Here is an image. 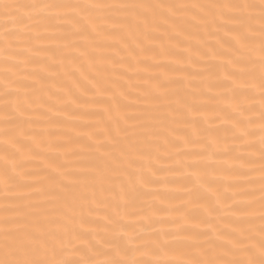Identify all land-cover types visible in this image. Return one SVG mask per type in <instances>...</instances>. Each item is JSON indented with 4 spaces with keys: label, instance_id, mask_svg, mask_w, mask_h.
<instances>
[{
    "label": "snow or ice",
    "instance_id": "6c2138e0",
    "mask_svg": "<svg viewBox=\"0 0 264 264\" xmlns=\"http://www.w3.org/2000/svg\"><path fill=\"white\" fill-rule=\"evenodd\" d=\"M190 10H196L190 16L196 25L203 24L205 29L211 27L213 33H224L223 38L216 40V47L203 45L213 58L221 56V63L197 64V67L209 74V82L204 87L209 91L223 89L219 98L232 109L222 115L223 122L230 125L223 131L226 135L231 134L232 144L238 147L227 148L228 140L225 139L223 143L227 151H248L252 154L251 138L257 135L252 130L257 122L252 114H257L255 104L258 96L259 201L249 199L242 206H229L226 215L234 219L219 218L216 209L224 202L214 190L213 181L208 178L202 161L217 158L221 129L203 127L195 120L186 121L191 123L192 132H173V139L165 137V143L169 148L183 151L191 160L187 166L188 175L195 179L189 192L195 197L196 206L203 211L186 215L184 225L174 233L145 236L143 232L146 229L141 230L135 223L129 222L130 210L137 208V201L144 196L142 190L151 186V178L158 176L159 172L151 162L147 166L138 163L145 158V152L140 150V137L135 134V126L122 128L117 121L114 135L109 133L105 141L111 147L100 149L98 159L104 167L100 168L97 164L85 166L87 171L93 173L92 179L99 174V196L103 198L97 199L94 189L90 203L103 206L107 211L92 213L89 208L90 216L96 218H85L84 206H80L78 214L77 197L68 191L79 177H68L62 171L63 166L48 157L42 158L41 163L50 171L27 170L39 167L27 161L39 157L33 145L43 148V144L38 143L35 135L26 130L25 124L31 125L33 118L39 119L44 113L26 112V108L38 102L45 111L53 114L60 111L50 104H44L42 96L34 101L28 96V90H32L34 96L43 93L46 90L44 85L48 83L46 77L59 75L56 65L59 64L62 69L65 61L74 64L77 58L88 61L97 74L105 73V64L111 58L102 54L104 46L101 41L117 35L107 31L109 27L127 31L135 41L134 48L127 40L119 41L129 54L128 60L121 63L124 72H151L152 68L140 61L142 58L152 59L160 66L157 58L150 55L155 49L145 47L140 37L153 40L148 33L158 27L157 20L160 24L168 25L163 30L165 34L171 30L176 37L187 35L180 29V25L187 22L181 13ZM121 11L124 15H116ZM0 17L5 20L2 34L4 43L0 46V60L3 61L0 67V160L4 164L0 170V184L8 191L13 188L18 191L33 189L39 193L27 197V212L0 218V264H264V0H226L224 3L206 4L109 3L105 0L30 3L0 0ZM29 21L62 25L57 30V49L46 59L37 60L35 57L42 51L51 52V49L32 47L30 42L33 37L21 35L29 27ZM8 22H11L12 28H9ZM44 38L40 34L35 37L36 40ZM169 42L172 48L187 54L185 58L161 46V55L173 56L171 63L179 65L173 69L175 72L183 71L185 64H196L203 56L199 48L185 45L178 39L170 38ZM220 72H223L222 80ZM120 75L113 73V76ZM29 77L31 83H25ZM213 77L214 83L211 82ZM146 83L149 88L139 90L143 102L148 106L146 111H162L163 102L168 101L170 96H180L176 87L179 81L169 79L167 71L154 80L149 78ZM93 86H96L95 81ZM188 87L196 86L189 84ZM22 91L25 93L23 98L20 95ZM84 94L81 92V95ZM120 96L123 98L125 93L121 91ZM112 100L116 110L121 111V105L114 96ZM69 102L81 103L74 97ZM177 103L181 101L178 99ZM184 107L189 112L199 111L193 105L185 104ZM22 115H27L29 119H19ZM168 115L175 118L178 113L172 110ZM206 123L211 125L212 122ZM141 127L146 125L142 124ZM97 139L90 137L92 141ZM121 144L125 146L120 147ZM244 144L247 147H240ZM193 148L198 151H192ZM117 151L119 156L115 155ZM247 163L255 161L249 160ZM31 177H37L38 182L27 183ZM212 197L216 198L215 207L210 204ZM79 199L88 202L87 195ZM152 211L158 212L155 208ZM214 215L220 227L213 223L211 217Z\"/></svg>",
    "mask_w": 264,
    "mask_h": 264
},
{
    "label": "bare ground",
    "instance_id": "6f19581e",
    "mask_svg": "<svg viewBox=\"0 0 264 264\" xmlns=\"http://www.w3.org/2000/svg\"><path fill=\"white\" fill-rule=\"evenodd\" d=\"M20 2L30 3H45L54 2V0H20ZM68 2V0H65ZM109 3H163V4H206V3H224L226 0H105ZM182 12L181 16L186 23L180 25L182 33L176 37L171 30L167 34L164 29L168 28L167 24H160L157 20L158 27L154 31H149L148 35L153 37V40H144L140 37L145 47L154 48L155 51L150 55L155 56L160 66L152 59H141L142 64H147L152 68L151 72H124L121 67L123 61L128 60V51L121 45L120 40L128 41V44L133 48L135 41L128 35L127 31H122L118 28L109 27L107 31L115 32L117 35L102 39L101 43L104 46L102 54L111 59L106 62V72L102 75L97 74L90 63L81 58H77L74 64L65 61L61 69L59 64L56 65L59 75L46 77L48 83L44 85L46 89L43 93H37L35 96L32 90H28L27 94L34 101H38L42 96L44 104H50L53 108L59 109L58 114H53L51 111H45L39 103H33L31 107L26 108V112H43L44 115L39 119L33 118L32 124H25L26 130L33 133L38 143L43 144V148L33 145L34 150L39 153L38 158L27 161L32 165H38L36 169H27L32 171H50L45 169L41 163L42 158L48 157L55 160L56 163L63 166L62 171L68 177H79L73 182L68 191L72 193L76 200L77 213L79 208L84 206L85 218L95 219L90 216L89 208L92 213H104L107 209L103 206H93L90 201L93 190L97 193V199H103L99 196L100 192V176L96 174V178L92 179L93 173L87 171L86 167L90 164H97L103 168V162L98 158L102 147H111L105 143L109 133L114 135V129L117 121L120 126H135V134L140 137V150L145 152L143 163L147 166L150 162L152 167L156 168L159 175L151 178V186L143 189L144 196L137 201V208L130 210V223H135L145 236H152L159 233H174L178 227L184 225V217L193 213H201L202 208L197 207L194 200L195 197L190 194L189 189L193 187L192 181L194 176L188 175L187 166L191 164V160L183 154V151L169 148L165 143V137L169 140L173 139L172 133H191V123L186 121L195 120L203 127L219 128V137L221 140L220 150L216 153L215 159H204L202 167L206 169L208 178L213 181V187L220 199L224 202L220 208L216 209L219 218L234 219V217L226 215L229 206H242L243 202L251 199L259 201L260 192V139H259V120H258V96L255 107L257 114H252V118L256 120L253 125L257 135L251 138L253 145L252 154L248 151H227L223 141L228 140L227 148L238 147L232 144L231 134H225L223 129L230 127L229 124L222 120L223 113L231 112L226 101L220 100V95L223 94V89L209 91L204 87L206 82H209V74L203 69L197 67V64L218 65L221 63V56L217 55L213 58L211 52L203 45H212L216 47V40L223 38L224 33H213L211 27L205 29L203 24L196 25L191 19V12ZM116 15H124L118 12ZM5 20L0 17V46H3V32ZM9 28H12L11 22ZM149 23L152 21L150 19ZM62 25L37 23L29 21V27H26L21 35L33 37L30 42L32 47H40L42 49H51L50 51H42L35 57L37 60L46 59L55 52L58 44L59 32L57 31ZM15 30V29H13ZM135 31V29H133ZM37 34L44 36L43 40H36ZM172 40H180L185 45H191L193 48H199L203 53L201 59L196 61V64L187 66L185 64L183 71L175 72L173 69L179 67L177 64L171 63L173 56L161 55V46L170 49L173 53H179L187 57L179 49L172 48L170 44ZM97 53H93L96 55ZM59 55V54H58ZM195 59V56H193ZM3 61L0 60V67ZM75 69V70H74ZM31 71V68L28 69ZM167 71V76L173 81H179L176 87L180 91V96H170L168 101L163 102V110L155 111L145 109L148 106L143 102V96L140 95V89L149 88L146 80L154 78L161 73ZM66 73H71L67 75ZM113 73H121L119 77L113 76ZM132 79L129 80L128 77ZM221 80L223 72L219 73ZM163 78V77H161ZM93 81L96 86H93ZM108 81H114L109 84ZM211 82H215V78ZM25 83H31V77ZM196 87L190 88L188 85ZM40 88V85L36 86ZM123 91L125 96L121 98L120 92ZM81 92H85L81 95ZM21 97L25 95L22 91ZM51 96V98H49ZM119 102L122 110L117 111L112 97ZM140 97L137 99V97ZM79 100L81 103H70L72 98ZM181 103H177V100ZM189 104L198 108L199 111L189 112L184 105ZM174 110L178 115H168L169 111ZM126 118V119H125ZM19 119L27 121L29 117L22 115ZM212 122L211 125L206 122ZM146 127H141V125ZM47 133H54L48 135ZM90 137L98 138L95 141L90 140ZM30 142V141H29ZM50 145H60V147H49ZM91 145L90 147H82ZM125 145L121 144L120 147ZM151 146V147H150ZM158 146V147H157ZM247 147V144L240 145ZM192 151H198L193 148ZM119 156V152L115 153ZM58 157V159H56ZM252 160L255 163H247ZM4 167L3 161L0 160V170ZM241 173H251V175H241ZM38 182L37 177L27 179V183ZM30 195H39L33 189H25L18 191L13 188L11 191L6 190L3 184H0V218L5 215L14 216L20 212H27L26 205L29 203L27 199ZM87 195L88 202L80 200L79 197ZM110 195V194H109ZM215 197H212L210 204L215 207ZM155 208L158 212H153ZM257 215L259 204H256ZM213 223L220 227L217 216L211 217ZM102 223V221H99ZM171 238V237H170Z\"/></svg>",
    "mask_w": 264,
    "mask_h": 264
}]
</instances>
